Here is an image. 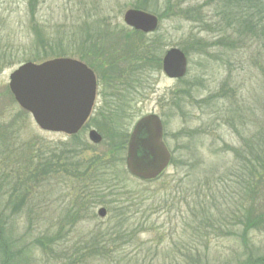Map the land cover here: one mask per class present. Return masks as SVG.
I'll return each mask as SVG.
<instances>
[{
    "label": "rangeland",
    "instance_id": "rangeland-1",
    "mask_svg": "<svg viewBox=\"0 0 264 264\" xmlns=\"http://www.w3.org/2000/svg\"><path fill=\"white\" fill-rule=\"evenodd\" d=\"M217 1L84 0L76 8L46 0L32 22L25 0H0V47L10 50L0 65V138L12 135L0 145V264H264V19L247 11L255 34H235ZM132 9L159 24L151 35H132L141 56L129 59L112 36L131 35L123 15ZM173 48L188 62L179 81L155 63ZM78 52L117 79L105 91L98 84L97 123L71 137L43 132L13 101L9 75L26 62L78 60ZM122 93L131 107L116 114L120 136L149 114L164 125L173 161L151 182L129 177L125 147L110 156L103 137L99 145L87 138ZM108 159L109 170L97 167ZM119 207H129L123 223Z\"/></svg>",
    "mask_w": 264,
    "mask_h": 264
},
{
    "label": "water",
    "instance_id": "water-1",
    "mask_svg": "<svg viewBox=\"0 0 264 264\" xmlns=\"http://www.w3.org/2000/svg\"><path fill=\"white\" fill-rule=\"evenodd\" d=\"M158 19L153 14L127 10L123 24L144 34L156 30ZM185 55L178 49L166 51L162 71L169 79H181L187 70ZM9 90L14 101L32 115L41 131L76 135L89 117L95 100L96 80L83 63L63 58L40 64L25 63L9 76ZM126 146L125 167L131 177L141 181L156 179L168 166L170 154L163 143V129L156 115H147L133 125ZM92 130L91 143L102 138ZM106 217L104 208L98 209Z\"/></svg>",
    "mask_w": 264,
    "mask_h": 264
},
{
    "label": "trees",
    "instance_id": "trees-1",
    "mask_svg": "<svg viewBox=\"0 0 264 264\" xmlns=\"http://www.w3.org/2000/svg\"><path fill=\"white\" fill-rule=\"evenodd\" d=\"M26 1V7H27V15L28 17L31 18V21L33 22L34 21V16H35V13H36V9L38 8V6L41 4V3H44L46 0H25ZM70 1H74V7L76 8H84V0H68V2L70 3ZM83 1V2H82ZM217 5L218 7L216 8L217 11H219L218 15H220L222 21L224 22H227V24L231 25L232 28H229V29H233L234 27L237 28V30L233 31V33H237L238 34V30L240 29L241 30V33L240 34H244V33H249L250 34H255V31L257 30L256 26H257V23H256V18L254 17L253 14H249L247 13V11H256L258 12L259 14L256 15V17H258V20H259V23L262 21V19H264V0H218L217 1ZM193 9H196V8H191V9H186V12L188 13V15H190L191 12H193L194 10ZM144 10V9H143ZM263 28V32H264V27ZM9 29H12V31H14L13 27H9L8 28V31ZM259 32L261 34L262 33V30L260 28ZM15 33V32H13ZM131 33V35H124L125 32L121 33V34H117L116 36H112V42L114 40V43H123L125 45H123V48H124V54L125 55H129V59L130 57H135L136 55L137 58H139L141 56L140 53L138 52H134V50H137V43L134 39H132V35L134 34V36L138 37V36H142V34L140 33H136V32H129ZM258 33V32H257ZM124 35V36H122ZM259 37H262L261 35H258ZM11 41L7 42V44H9ZM121 45H119V48H120ZM9 47H6V48H1L0 47V65L2 62H4L6 60V58H10V50L8 49ZM92 50V49H90ZM120 51H118V54L120 58H122V56L120 54H122L121 52V49H119ZM79 53L81 52H78L77 56L78 59L84 63H86L96 74V76L98 77V80L101 84L102 82V89L103 91H105V81H113V80H116L117 77L114 76H104L103 74V66L101 62H94L90 56H83L84 53L82 52V54L79 55ZM137 53V54H136ZM146 54V53H144ZM142 54V55H144ZM148 56V55H145V57ZM54 57H62V56H54ZM38 60V61H36ZM34 62H39L41 61L40 59H36ZM45 60V59H42V61ZM121 61V59H120ZM154 62V61H153ZM160 59L157 58L155 60V63H157V67L158 69H160ZM108 70H114V71H119V76L121 74V69L119 68H114V67H111L109 66V69ZM110 83V82H109ZM102 93V91L100 92V94ZM115 105V104H114ZM131 107V104L129 101H127V99L125 98L124 94L122 93L120 95V102L118 104L115 105V107L113 106L112 108V112H111V115L108 116L109 117V120L105 123L102 124V126L98 125L97 128H99V130L101 131V133L103 134V138H104V141L106 142V144L108 145L106 148L107 149V153L111 156L114 155V148H117V149H124V146L126 144V141H127V133H123L122 136H120V132L118 130V127L116 126L115 124V120L118 121L119 119H115L116 117V114L117 113H120L119 115H117V117H121L120 115H123V113L125 114L126 113V110L129 109ZM102 115V114H101ZM98 116V115H96ZM125 119L124 116L122 117V120ZM98 121V117H95L93 119H91L89 121V123L87 125H89L90 123L92 124L93 122H96ZM97 123V122H96ZM99 131V132H100ZM11 134H4L3 137L0 138V145L1 144H4L3 142H5L6 140H8L9 138H11ZM7 147V146H6ZM21 151V148L19 149ZM47 162L43 161L42 160V165H40V167L42 166V168L44 169L43 172H45L48 168L52 167L53 166V161H51L53 158H47ZM113 160V158H111ZM58 161L57 162H60L61 159H57ZM101 161V159H100ZM173 161V159H172ZM171 161V163H172ZM254 161V160H252ZM57 162L55 163L56 166L57 165ZM109 159L108 161H106V163H104V161L100 162V164L97 166H101V164H103L104 166V169L105 171L106 170H109L110 166L109 165ZM255 162L257 161H254L252 163H250V167H252V169L255 168ZM248 160H247V164H248ZM89 165H92L91 163H89ZM109 165V166H108ZM120 170V169H119ZM121 172L123 174V177L121 178H124V176H127L125 171L121 169ZM117 175L115 174L113 177H116ZM113 177H109L111 178V180L113 179ZM107 180V178H105ZM100 184V183H99ZM103 184V180L101 181V185ZM102 187V186H100ZM113 186H106V187H103V189L105 190H108L110 188H112ZM100 199V198H99ZM98 204H101V205H105V201H102V200H99L97 202ZM129 211V207H119V208H116L115 209V212H116V218L117 221L119 223H123L126 221V215H128V212ZM242 222V221H241ZM236 223H239L238 221ZM243 223V222H242ZM244 225V232H243V238L245 240V235H246V230L245 229V224L243 223ZM1 249V247H0ZM0 255H1V250H0ZM1 257V256H0ZM1 259V258H0Z\"/></svg>",
    "mask_w": 264,
    "mask_h": 264
}]
</instances>
